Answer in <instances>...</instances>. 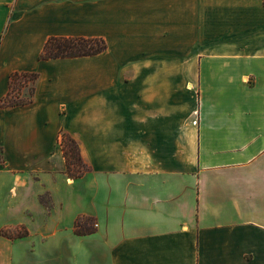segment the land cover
I'll use <instances>...</instances> for the list:
<instances>
[{
    "label": "crops",
    "instance_id": "obj_1",
    "mask_svg": "<svg viewBox=\"0 0 264 264\" xmlns=\"http://www.w3.org/2000/svg\"><path fill=\"white\" fill-rule=\"evenodd\" d=\"M52 35L108 48L40 60ZM15 71L34 100L4 107ZM19 224L0 264H264V0H0V229Z\"/></svg>",
    "mask_w": 264,
    "mask_h": 264
},
{
    "label": "trees",
    "instance_id": "obj_2",
    "mask_svg": "<svg viewBox=\"0 0 264 264\" xmlns=\"http://www.w3.org/2000/svg\"><path fill=\"white\" fill-rule=\"evenodd\" d=\"M108 48L107 40L104 37L93 36H65L52 35L39 55L40 60L57 58L92 56L104 52ZM39 74L35 71H15L10 75L9 90L1 99L2 106L26 105L34 100L35 82ZM27 91L28 93L26 94ZM64 156L67 161V173L72 178L83 176L89 166L84 162L77 140L68 132L62 131L59 140ZM41 201L49 206V195L40 197ZM95 218L87 215H80L75 221L74 230L79 235H86L96 231ZM0 234L19 238L29 234L26 226H5L0 229Z\"/></svg>",
    "mask_w": 264,
    "mask_h": 264
},
{
    "label": "rangeland",
    "instance_id": "obj_3",
    "mask_svg": "<svg viewBox=\"0 0 264 264\" xmlns=\"http://www.w3.org/2000/svg\"><path fill=\"white\" fill-rule=\"evenodd\" d=\"M79 145V144H78ZM79 150H80V148H79ZM84 160V159H83ZM85 162V161H84ZM86 163V162H85ZM87 164V163H86ZM88 165V164H87Z\"/></svg>",
    "mask_w": 264,
    "mask_h": 264
}]
</instances>
